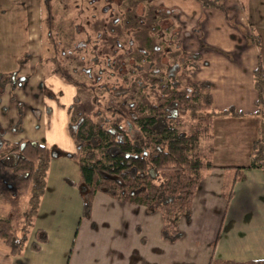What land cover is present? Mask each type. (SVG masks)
Segmentation results:
<instances>
[{
	"label": "crops",
	"instance_id": "obj_1",
	"mask_svg": "<svg viewBox=\"0 0 264 264\" xmlns=\"http://www.w3.org/2000/svg\"><path fill=\"white\" fill-rule=\"evenodd\" d=\"M10 1L0 0V72L14 71L25 80L15 87L0 86V132L11 142L29 139L75 152L68 129L70 109L66 107V114L59 112L58 124L51 114L46 123L48 106L42 89L47 87L40 65L41 0H16L18 7L12 15L7 11ZM250 2L247 0L248 17L241 11L243 23L246 25L247 17L254 26V30L245 32L246 40L238 30L230 29L228 35V29L223 28L213 39L219 43L215 52L203 55L196 48H184L198 54L190 80L210 82L212 107L222 110L231 106L241 115L212 120L210 160L214 167L202 172L191 200L189 220H179L180 238L173 242L161 239L160 211H148L144 205L119 201L101 192L94 195L90 215L83 216L80 193L70 183L78 181V166L67 156L55 155L49 160L34 231L18 255H5L6 249L0 244V253L6 256L2 263L207 264L213 256L236 264L264 259V171L245 168L234 181L236 167L248 164L252 142L260 124L264 125L260 104L264 102V82L256 83L255 74L257 69L264 73V0L258 7ZM175 5L184 12L188 27L196 24L204 29L210 26L212 16L219 20L224 16L216 8L202 7L197 0L167 2L169 7ZM224 5L228 11L225 0ZM17 12L22 23L17 20L14 29L10 22H15ZM20 34L24 38L23 51L17 48ZM11 35L9 46H4L2 38ZM57 107L50 113H56ZM17 121L20 129H15ZM99 222L108 225L107 232L93 241L92 234L98 229L93 226ZM37 229L46 232V239L34 250L30 243Z\"/></svg>",
	"mask_w": 264,
	"mask_h": 264
},
{
	"label": "trees",
	"instance_id": "obj_2",
	"mask_svg": "<svg viewBox=\"0 0 264 264\" xmlns=\"http://www.w3.org/2000/svg\"><path fill=\"white\" fill-rule=\"evenodd\" d=\"M197 1L204 7L222 11L225 16L228 13L222 0ZM41 7L42 27L50 37L52 53L56 54L59 44L53 36L56 30L53 0H41ZM149 17L154 18L146 15L147 21ZM155 23L156 29L159 23ZM171 26H168V30ZM178 50L186 57L167 66L168 74L164 75L165 82L161 84L165 88L169 87L168 91L151 101L129 103L128 111L111 102H101L99 96L94 94L95 84L78 80L64 65L54 61L55 70L61 79L90 90L98 109L94 112L80 110L76 115H71L68 129L76 145L75 152H64L54 145L46 146L29 139L11 142L3 138L0 132V195L13 199L28 194L18 228L11 216L0 217V239L12 255L20 254L28 239L45 189L49 160L55 155L67 156L78 166V181L69 182L80 193L83 216L90 215L94 195L101 192L119 201L144 205L148 211H160L161 239L173 242L180 238L179 220L182 217L190 218L191 200L202 172L214 167L210 160L213 151L212 120L218 116L241 115V112L231 106L222 110L214 109L211 105L210 82L207 80L192 81L187 76L184 87H179L183 65L190 73L198 54ZM147 61L153 72H161L160 68H153L150 60ZM255 74L256 83L261 85L264 73L257 69ZM24 80L14 71L0 72V86L9 84L15 87ZM139 84L141 91L144 82ZM126 88L129 89L128 86ZM110 91L122 100L129 90L125 86H114ZM121 103H126V100ZM260 104L264 110V102ZM180 113H186L194 120L193 131H179ZM15 129H20V121L16 122ZM245 168H260L264 171L263 124H260L258 135L252 142L248 164L236 167L234 181L240 178ZM231 192L230 188L229 196ZM45 239L46 232L37 229L30 247L37 250L39 243ZM207 264L234 263L211 256ZM236 264H264V259Z\"/></svg>",
	"mask_w": 264,
	"mask_h": 264
},
{
	"label": "rangeland",
	"instance_id": "obj_3",
	"mask_svg": "<svg viewBox=\"0 0 264 264\" xmlns=\"http://www.w3.org/2000/svg\"><path fill=\"white\" fill-rule=\"evenodd\" d=\"M15 1L11 0L7 6V11L11 15L16 12L15 9L18 7L14 4ZM168 1L53 0L56 24L53 36L57 38L59 44L56 54L52 53L48 32L43 30V27L39 32L42 48L40 65L43 70L44 87H47V89H42L44 104L48 106L46 108V123L49 121L50 114L56 122L58 119L60 120L59 112L66 114V107L70 109V117L73 114L76 115L80 110L94 112L98 109L91 91L62 80L55 70L54 61L64 65L78 80L95 84L97 87L94 94L99 96L101 102H111V104L118 105L128 111L129 103L151 101L155 96L168 91L169 87L165 88L162 85L165 82L164 75L168 74L167 66L178 63L182 59L185 60L186 57L178 49L182 51L186 47H193L203 55L206 52L213 53L219 49V43L213 41L214 38L217 39V31L222 32L221 29L225 28V30L228 29L225 34L229 35L230 29L238 30L241 33V38L246 40L245 32L250 29L254 30V26H250L248 22L250 20L247 18L249 10L247 0H237L238 3L236 0L234 2L225 0L228 3V13L225 16L221 11L224 21L212 16L209 20L210 26L204 29L201 25L193 24L192 27L185 25L184 12L178 5L167 6ZM222 1L224 3V0ZM259 2L260 0H251L250 3L258 7ZM201 6L203 7L202 4ZM241 11L247 16L245 18L246 25L242 21ZM146 15L153 16L155 20L149 17L150 20L147 21ZM17 20L22 23L21 15L18 12L15 22H10L14 29L18 24ZM155 21L159 23V27L156 29ZM170 25L172 26L168 30ZM12 38V35L2 38L4 46H9L8 41ZM23 46V36L17 35L19 51L24 50ZM22 55L27 56L25 52H22ZM198 59L199 57L190 73L183 65L179 76V87H184L187 76L192 78V71L196 69ZM147 60L152 62L153 68H160L161 72H153L152 66ZM139 82H144V89L142 88L141 91H139L141 85ZM114 86H125V89L129 90L128 93L125 92V97L122 99L126 100V103H121L122 100L119 96L112 95L113 90H110ZM127 86L129 89L126 88ZM56 107L57 112L50 113V109L53 108L55 111ZM194 123V120H191L186 113H180L179 131L184 133L193 131ZM27 195L23 194L13 199L0 195V217L11 216L18 228L22 211L26 207ZM34 227L33 220L28 232V239H30ZM93 227L98 228L97 232L92 234L94 241L95 238L100 237V234L107 232L108 225L99 222L95 223ZM28 239L24 247L27 245ZM0 242L1 246L6 249L4 250L7 255L8 247L2 241ZM212 244L214 243L212 242ZM5 255L0 253V262L6 261Z\"/></svg>",
	"mask_w": 264,
	"mask_h": 264
}]
</instances>
